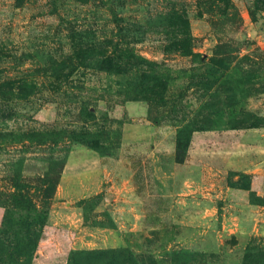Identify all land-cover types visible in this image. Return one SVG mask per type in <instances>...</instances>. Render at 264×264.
Returning <instances> with one entry per match:
<instances>
[{
    "label": "rangeland",
    "instance_id": "rangeland-1",
    "mask_svg": "<svg viewBox=\"0 0 264 264\" xmlns=\"http://www.w3.org/2000/svg\"><path fill=\"white\" fill-rule=\"evenodd\" d=\"M0 107V264H264V0H0Z\"/></svg>",
    "mask_w": 264,
    "mask_h": 264
},
{
    "label": "trees",
    "instance_id": "trees-1",
    "mask_svg": "<svg viewBox=\"0 0 264 264\" xmlns=\"http://www.w3.org/2000/svg\"><path fill=\"white\" fill-rule=\"evenodd\" d=\"M179 17L183 22L187 23V19ZM121 19H117L116 23L120 24ZM190 38L188 32L186 31L183 34L182 41H186ZM187 44H182L181 50L184 52V55H195L193 51H189L186 49ZM166 51H172L171 47L168 46L166 48ZM74 55L77 56L79 59V63L76 64L73 63L75 66L83 65L87 67L90 64H95L100 69L110 71L119 75H136L135 77H139V79L142 81L140 83L141 85V95L145 96L144 98L148 100L154 101V99H161L165 101L164 92L167 90V81H165V78L161 76H154V67L156 66V63L148 60L147 58H143L141 56H137L134 49L130 47H126L122 50H108V49H102L100 47H91L87 44H75L74 43V54L70 57V60L73 59ZM93 57L97 58L95 61H93ZM88 61L90 63H88ZM132 75H131V74ZM6 85L10 86V93H14L15 90H18V95L22 99L27 98L29 95H31L32 90L37 87L38 83L34 80L29 81L25 78H20L17 80H8L5 82ZM31 84V85H30ZM18 85V86H17ZM1 108V107H0ZM86 114L93 118L94 114L90 112V106L86 107ZM90 110V111H89ZM57 133V132H55ZM54 135L53 133H50ZM76 136L75 134H73ZM40 136V139L46 138L48 135L47 133L39 134L37 137ZM30 142L34 143V136L28 139ZM17 187L18 185H14Z\"/></svg>",
    "mask_w": 264,
    "mask_h": 264
},
{
    "label": "crops",
    "instance_id": "crops-1",
    "mask_svg": "<svg viewBox=\"0 0 264 264\" xmlns=\"http://www.w3.org/2000/svg\"><path fill=\"white\" fill-rule=\"evenodd\" d=\"M90 193V194H94L96 191V189H62L61 190V194L63 193V197H70L72 194H77V195H81V197H84V195L86 193ZM92 192V193H91ZM65 193V195H64ZM80 197V196H79ZM72 205L70 206L71 211V215H74V206H73V202H70ZM67 216V215H66ZM79 247L77 248H81V245H78Z\"/></svg>",
    "mask_w": 264,
    "mask_h": 264
}]
</instances>
